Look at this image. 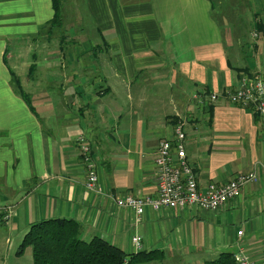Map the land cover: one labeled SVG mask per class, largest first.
<instances>
[{
	"label": "crops",
	"instance_id": "1",
	"mask_svg": "<svg viewBox=\"0 0 264 264\" xmlns=\"http://www.w3.org/2000/svg\"><path fill=\"white\" fill-rule=\"evenodd\" d=\"M61 1V23L67 9L79 27L89 19L90 35L81 28L87 36L72 37L87 48L64 49L75 46H63L71 37L49 31L50 0H0V207L10 209L5 223L0 213V233L6 252L32 224L66 219L80 225L83 241L101 238L127 255L161 251L162 264H203L239 248L261 264L264 135L257 116L230 104L225 93L244 76L264 80V35L256 31L264 27L263 0L243 1L245 18L255 11L246 22L259 37L254 48L226 33L229 25L214 14V0ZM55 40L58 49L47 50ZM211 94L219 96L214 103ZM179 123L200 186L251 171L257 181L217 211L146 209L137 218L118 209L114 199L154 194L158 143L172 138ZM81 136L91 144L101 195L84 187Z\"/></svg>",
	"mask_w": 264,
	"mask_h": 264
},
{
	"label": "built area",
	"instance_id": "2",
	"mask_svg": "<svg viewBox=\"0 0 264 264\" xmlns=\"http://www.w3.org/2000/svg\"><path fill=\"white\" fill-rule=\"evenodd\" d=\"M219 96L211 94L209 102L214 103ZM225 99L232 104L249 109L258 118L264 135V80L244 76L238 88L225 93ZM204 106L203 102H199ZM185 134L181 124H176L172 138L161 139L155 158V192L149 196H126L114 199L118 209L129 210L140 218L146 209L162 210H202L217 211L229 201L240 197L242 189L257 181L256 173L251 171L239 174L226 183H209L202 187L198 184L193 167L187 158L184 147ZM80 161L85 171L84 187L93 195H101L98 166L93 156L90 142L84 136L77 140ZM4 221L7 217L4 215ZM238 236L242 232L237 233ZM140 238L133 243L140 245ZM235 264H257L243 249L233 255ZM264 264V255L262 263Z\"/></svg>",
	"mask_w": 264,
	"mask_h": 264
},
{
	"label": "trees",
	"instance_id": "3",
	"mask_svg": "<svg viewBox=\"0 0 264 264\" xmlns=\"http://www.w3.org/2000/svg\"><path fill=\"white\" fill-rule=\"evenodd\" d=\"M50 1L53 17L48 29L53 32L61 27L62 1ZM256 31L264 35V27L256 26ZM13 82L17 93L28 103L15 76ZM80 231V225L73 220L52 219L32 224L22 238L16 255L20 257L27 249H31L32 264H162L165 259L163 253L157 250L127 255L97 237L86 242L80 238ZM203 264L235 263L233 255L224 253Z\"/></svg>",
	"mask_w": 264,
	"mask_h": 264
},
{
	"label": "rangeland",
	"instance_id": "4",
	"mask_svg": "<svg viewBox=\"0 0 264 264\" xmlns=\"http://www.w3.org/2000/svg\"><path fill=\"white\" fill-rule=\"evenodd\" d=\"M214 1H215L214 4L216 6L214 14H216L219 21H221L220 19L223 16L227 20L226 22L229 25V26L225 27V29L228 30L226 33L229 34L230 36L234 37V39L235 38L239 39V41L243 42L244 45L247 44L248 46H251V48H254V44H255L254 42H255L256 38L258 37V35L256 34V32L254 30L248 29L246 22L250 21L251 17L255 19V17L252 16L255 11L252 10L250 18L247 19L244 17V13H245L244 10H242L244 0H214ZM246 2H247V0H246ZM250 3H252V2H250ZM263 3H264V0H263ZM69 5L71 6V3H69ZM247 5H250V4L247 3ZM233 8H235V9L233 10ZM64 13H65V15H64L63 22L61 23V27L58 28L59 36L60 37L61 36H64V37L70 36L71 37V39H69V41H67L66 43H63V46H66V45L71 44V43L75 45L73 48L67 47L64 49L80 51L83 49V47L87 48L88 46L86 43H84L85 42L84 40H83V42H79L78 39H76L74 41L72 39V37H76L77 35L83 36V37L87 36L84 33L81 34V28H82V30H84L86 32V34L90 35V33H89L90 23L87 21L89 19L85 17L86 18V20L84 21L85 23H83L82 27H79L78 26L79 24L75 23L76 20L78 19V18L77 19L75 18L76 13L74 15V12L72 11L70 13V11L68 9L65 10ZM77 15L82 17L79 12H77ZM258 15H259L258 16V18H259L260 14H258ZM76 24H78V25H76ZM54 33H56V30ZM63 34H65V35H63ZM59 36H58V39H59ZM91 36H92V34H91ZM54 37L57 38V34H55ZM85 39H86V42L88 44L93 43V40H94V38H90V37H85ZM257 40H259V37L257 38ZM46 49L49 51L58 49L57 41L54 42L53 45H49L48 47H46ZM254 50H256V48ZM248 52L251 53L252 51L250 52V50H248V48H247V53ZM255 53H256V51L253 54L256 55ZM253 78H256V77H253ZM257 78L262 79L261 77H257ZM238 86H237V88H238ZM2 212L7 217V220H8L10 217V209L7 207H0V213H2ZM3 220H4V217H3ZM2 222L5 223V221H2ZM1 228L2 227H0V231H3ZM3 237H4V235L2 233H0V255H1L0 264H32L31 249H27L24 252V254L20 257L16 255V251H17L18 246L14 250L11 249V250L6 252V247L4 244Z\"/></svg>",
	"mask_w": 264,
	"mask_h": 264
}]
</instances>
